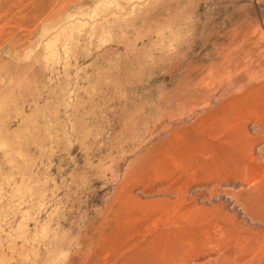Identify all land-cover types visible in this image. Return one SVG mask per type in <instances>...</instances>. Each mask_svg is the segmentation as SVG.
Segmentation results:
<instances>
[{
    "label": "rangeland",
    "instance_id": "rangeland-1",
    "mask_svg": "<svg viewBox=\"0 0 264 264\" xmlns=\"http://www.w3.org/2000/svg\"><path fill=\"white\" fill-rule=\"evenodd\" d=\"M231 263L264 264V0H0V264Z\"/></svg>",
    "mask_w": 264,
    "mask_h": 264
},
{
    "label": "bare ground",
    "instance_id": "bare-ground-1",
    "mask_svg": "<svg viewBox=\"0 0 264 264\" xmlns=\"http://www.w3.org/2000/svg\"><path fill=\"white\" fill-rule=\"evenodd\" d=\"M248 93H249V95L252 94V93H250V92H248ZM246 96H248V94H246L244 97H246ZM248 97H249V96H248ZM249 98L251 99V97H249ZM247 99H248V98H247ZM250 99H248V100H250ZM248 100H246V101H248ZM241 101H242V100H241ZM243 101H244V103H245V100H244V99H243ZM252 101H253V100H252ZM249 102L251 103V100H250ZM244 103H243V104H244ZM246 104L248 105L249 103H246ZM251 105H252V103L250 104V106H251ZM241 106H242V105H241ZM241 106H240L239 108H241ZM244 106H245V105H244ZM242 107H243V106H242ZM252 109H253V108H252ZM242 110H245V109L243 108ZM238 111H239V110H238ZM242 112H243V111H241V114H240V115L243 114ZM245 112H248V110H247V111H244V113H245ZM230 114H231V112H230ZM232 114H233V112H232ZM240 115H239V116H240ZM243 115H244V114H243ZM247 115H248V113H247ZM222 116L224 117V115H222ZM225 116H228V115H225ZM233 117H234V115H233ZM242 117H243V116H242ZM247 117H248V116H247ZM224 118L226 119V117H224ZM224 118H222V119H224ZM228 118H229V117H227V119H228ZM230 118H232V117H230ZM230 118H229L228 121H230ZM237 118H238V117H237ZM240 118H241V117H240ZM220 119H221V118H220ZM233 119H235V118H233ZM243 119H244V117H243ZM226 121H227V120H226ZM228 121H227V122H228ZM235 121H236V119H235ZM235 121H234V123L236 124L237 122H235ZM237 121H238V120H237ZM215 122H216V121H215ZM215 122H214V123H215ZM219 122H221V121H219ZM227 122H226V123H227ZM209 123H210V125H212L211 122H209ZM215 124H216V123H215ZM229 124H230V125H231V124L233 125V122H232V123L229 122V123H227V124H225V122H224L223 125H227V126H228ZM197 125H198V124H197ZM213 125H214V124H213ZM207 126H208V124H207ZM238 126H239V125H238ZM238 126H235V127H238ZM208 127H209V126H208ZM235 127H234V128H235ZM210 128H212V127H210ZM215 128H216V127H215ZM222 128H224V127H222ZM208 129H209V128H208ZM224 129H225V128H224ZM229 129H231V128H229ZM204 130H205V129H204ZM213 130H214V128H212V130H209V131L212 132ZM217 130H218V129H217ZM231 130H232V129H231ZM231 130H230V131H231ZM206 131H208V130H206ZM209 131H208V132H209ZM226 131H228V130H226ZM232 132H233V131H232ZM232 132H231V133H232ZM204 133H205V131H204ZM214 133H215V132H214ZM218 133H219V131H217V136H218ZM233 133H234V132H233ZM208 135H210V132L208 133ZM213 135H214V134H213ZM213 135L211 134L210 136L212 137ZM225 135L227 136V133H225ZM221 136H222V134H221ZM231 136H232V135H230V137H231ZM234 136H235V135H234ZM198 137H200V136H198ZM205 137H206V136H205ZM222 137H223V136H222ZM224 137H225V136H224ZM200 139H202V138H200ZM205 139H207V138H205ZM214 139H215V138H214ZM223 139H224V138H223ZM226 139H228V138L226 137ZM208 140H209V139H208ZM216 140H217V142H218V138H217ZM220 140H222V139H220ZM234 140H235V139H234ZM234 140H233V141H234ZM197 141H198V140H197ZM229 141H230V139H229ZM233 141H231V143H232ZM236 141H237V139H236ZM200 142H201V141H200ZM210 142H211V141H210ZM222 142H223V141H222ZM225 142H226V141H225ZM203 143L206 144L205 141H204V139H203ZM213 143H214V142H213V140H212V144H213ZM227 143H228V142H227ZM227 143H226V144H227ZM234 143H235V142H234ZM236 143H237V142H236ZM212 144L210 143V146H212ZM198 145H199V147L201 146L200 143H198ZM208 145H209V144H208ZM213 145H214V144H213ZM217 145H218V143H217ZM234 145H235V144H234ZM202 146H203V144H202ZM221 146H222V145H221ZM230 146H231V145H230ZM204 147H205V146H204ZM235 147H236V145H235ZM205 148H206V147H205ZM221 148H222V147H221ZM232 148H233V147H232ZM232 148H231V149H232ZM206 149H208V148H206ZM228 149H229V148H228ZM199 150H201V148H200ZM210 150H212V149H210ZM207 151H209V150H207ZM200 152H201V151H200ZM202 152H205V151H202ZM202 152H201V154H202ZM205 153H207L208 156H210V155H209L210 152H209V153H208V152H205ZM211 153H212V152H211ZM214 154H215V153H214ZM212 155H213V154H212ZM212 155H211V157H212ZM221 155H222V154H221ZM221 155H218V157L221 156ZM223 155H224V154H223ZM208 156L206 155L207 158H208ZM213 156H214V155H213ZM215 157H217V156H215ZM224 157H225V156H224ZM207 158H206V159H207ZM212 158H213V157H212ZM219 158H221V157H219ZM221 160H223V159H221ZM181 162H182V161H181ZM201 163H202V162H201ZM204 163H205V162H204ZM213 164H214V163H213ZM215 165H216V164H215ZM210 167H211V166H210ZM217 167H218V166H217ZM208 168H209V166H208ZM208 168H205V169L207 170ZM205 169H204V170H205ZM212 169H213V168H212ZM223 169H224V168H223ZM206 170H205V171H206ZM210 170H211V168H210ZM215 170H217V168H215ZM224 170H225V169H224ZM213 171H214V170H212V172H213ZM214 172H215V171H214ZM214 172H213V173H214ZM219 172H220V169H219ZM206 173H210V172H207V171H206ZM220 173H221V172H220ZM222 174H223V173H222ZM187 175H188V178H190V177L193 175V173H192V174L190 173V174H187ZM207 175H208V174H207ZM221 176H222V175H221ZM206 177H207V176H206ZM210 177H211V176H210ZM214 177H215V175H214ZM217 178H218V177H217ZM262 181H263V180H262ZM261 184H262V183H261ZM187 218H188V217H187ZM181 236H182V235H181ZM237 248H238L237 254H238V255H242V248L239 247V246H238ZM250 249H251V248H250ZM251 250H252V249H251ZM235 258H236V257H235ZM235 261H236V260H235ZM250 261H251V260H250ZM250 261H249V262H250ZM251 262H252V261H251ZM227 263H228V262H227ZM246 263H247V262H246ZM231 264H234V263H231Z\"/></svg>",
    "mask_w": 264,
    "mask_h": 264
}]
</instances>
